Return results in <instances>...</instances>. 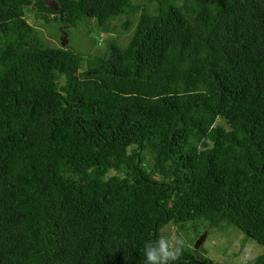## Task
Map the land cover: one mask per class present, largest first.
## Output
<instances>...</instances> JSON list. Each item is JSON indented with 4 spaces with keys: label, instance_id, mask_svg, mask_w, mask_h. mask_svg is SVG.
<instances>
[{
    "label": "trees",
    "instance_id": "obj_1",
    "mask_svg": "<svg viewBox=\"0 0 264 264\" xmlns=\"http://www.w3.org/2000/svg\"><path fill=\"white\" fill-rule=\"evenodd\" d=\"M146 1L0 0V264H145L200 220L264 246V0ZM30 11L135 30L81 56Z\"/></svg>",
    "mask_w": 264,
    "mask_h": 264
},
{
    "label": "rangeland",
    "instance_id": "obj_2",
    "mask_svg": "<svg viewBox=\"0 0 264 264\" xmlns=\"http://www.w3.org/2000/svg\"><path fill=\"white\" fill-rule=\"evenodd\" d=\"M133 3L139 6V11L135 15L139 17L143 11L142 6L147 5V1L133 0ZM26 18L46 44L61 46L59 39H62L63 35L58 34L61 30L37 19L34 11L27 12ZM122 21L121 19L113 21L110 26L111 32L96 28L93 26L95 24L93 20H85L77 27L67 28L68 49L81 56H100L105 52L108 44L113 42L112 40L125 48L134 34L135 26L126 31L122 28ZM100 40L103 43L99 44ZM161 237L169 239L174 246L175 239L179 237L183 241L182 246L190 247L195 246L196 242L204 237L203 242L196 249L198 252L194 253L195 257L206 256L217 264H245L248 260L264 253L263 245L224 221L215 227H211L204 220L177 226L171 223L162 229Z\"/></svg>",
    "mask_w": 264,
    "mask_h": 264
},
{
    "label": "clouds",
    "instance_id": "obj_3",
    "mask_svg": "<svg viewBox=\"0 0 264 264\" xmlns=\"http://www.w3.org/2000/svg\"><path fill=\"white\" fill-rule=\"evenodd\" d=\"M183 245L181 238L175 239V246L169 239L161 237L155 242L145 244V264H169L174 261Z\"/></svg>",
    "mask_w": 264,
    "mask_h": 264
},
{
    "label": "water",
    "instance_id": "obj_4",
    "mask_svg": "<svg viewBox=\"0 0 264 264\" xmlns=\"http://www.w3.org/2000/svg\"><path fill=\"white\" fill-rule=\"evenodd\" d=\"M62 45H65V44H67V39H66V35H64L63 37H62ZM203 240H204V237L203 238H201V239H199L197 242H196V244H195V249H198L199 248V246L201 245V243L203 242Z\"/></svg>",
    "mask_w": 264,
    "mask_h": 264
}]
</instances>
